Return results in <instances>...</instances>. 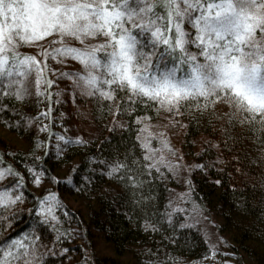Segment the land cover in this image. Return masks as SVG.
Returning a JSON list of instances; mask_svg holds the SVG:
<instances>
[{"label":"trees","instance_id":"trees-1","mask_svg":"<svg viewBox=\"0 0 264 264\" xmlns=\"http://www.w3.org/2000/svg\"><path fill=\"white\" fill-rule=\"evenodd\" d=\"M65 71L75 70L57 72ZM57 72H30L22 99L0 96V127L25 143L0 141V168L10 165L24 177L12 193L21 199L0 211L8 218L0 242L20 237L28 245L20 264H264L259 122L230 118L229 104L215 100L172 111L133 102L118 114L119 96H90ZM170 120L180 166L163 154ZM116 161L126 167L109 176ZM13 179L9 174L0 186ZM49 193L61 206L57 219L44 223L36 209ZM197 215L212 221L218 248L205 240Z\"/></svg>","mask_w":264,"mask_h":264},{"label":"snow or ice","instance_id":"snow-or-ice-1","mask_svg":"<svg viewBox=\"0 0 264 264\" xmlns=\"http://www.w3.org/2000/svg\"><path fill=\"white\" fill-rule=\"evenodd\" d=\"M47 37L58 46L41 50L45 61L67 57L83 65V72L57 75H70L76 86L82 82L90 96H119L118 114L133 102L172 111L192 101H226L230 118L264 128V0H0V96L28 94L24 78L40 61L18 49ZM108 167L114 176L126 165ZM9 174L14 179L0 186V211L22 196L12 193L24 177L10 165L0 168V180ZM33 182H40L39 174ZM40 204L36 211L44 223L57 219L53 213L61 205L54 194ZM7 219L0 216V230ZM27 249L20 237L0 242V264H20Z\"/></svg>","mask_w":264,"mask_h":264},{"label":"rangeland","instance_id":"rangeland-1","mask_svg":"<svg viewBox=\"0 0 264 264\" xmlns=\"http://www.w3.org/2000/svg\"><path fill=\"white\" fill-rule=\"evenodd\" d=\"M100 40L106 39V37H99ZM52 37L44 38L43 40L36 41L32 44H26L22 47H20L18 50L24 54V55H34L36 56L37 60L40 61V65L37 67H33L30 71L31 73L35 75H43L44 77L49 78L50 76H54L55 73L61 69H74L75 71L83 72V65L72 58L67 57H59L58 59H53L51 56L47 58L45 61V57L42 53V49H48L51 47H57V44H51ZM67 43L74 44L76 46H80L78 41L72 40L71 38H67ZM96 40L93 38H89L87 43H95ZM98 55H103L102 52H98ZM45 63L47 64V67H44ZM43 68V73L39 72L37 68ZM55 69V71H54ZM83 85V83L81 82ZM85 86V85H84ZM173 121L170 120L165 124V127L162 128V146H163V154L166 157V159L174 163L176 165L180 166V157L178 156V147L175 146L173 142V128L174 124ZM0 141H6L10 144V142H14L17 147H23L25 146L24 142L22 140H19L16 135H14L12 132H7L4 128L0 127ZM193 220L195 221V224L199 227L201 230L205 240H208L210 245L213 248H218L221 245V240L219 238V235H217L216 230L213 228V223L211 220L205 218L202 215H197L196 217H193ZM116 261V260H115ZM117 263V262H114Z\"/></svg>","mask_w":264,"mask_h":264}]
</instances>
